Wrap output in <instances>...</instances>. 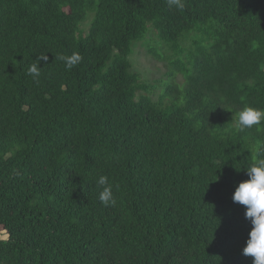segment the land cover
<instances>
[{"label": "trees", "instance_id": "16d2710c", "mask_svg": "<svg viewBox=\"0 0 264 264\" xmlns=\"http://www.w3.org/2000/svg\"><path fill=\"white\" fill-rule=\"evenodd\" d=\"M183 3L0 0V264H253L232 197L264 159L237 122L264 110V0ZM149 33L167 84L132 72Z\"/></svg>", "mask_w": 264, "mask_h": 264}, {"label": "clouds", "instance_id": "9594fccd", "mask_svg": "<svg viewBox=\"0 0 264 264\" xmlns=\"http://www.w3.org/2000/svg\"><path fill=\"white\" fill-rule=\"evenodd\" d=\"M170 8L182 10L184 8L183 0H167ZM62 61L65 67L71 70L82 61V56L78 52L71 55H60L56 57ZM41 61H47L48 56L39 57ZM28 74L37 79L40 75L37 64L29 67ZM264 121V110L245 107L238 113V126L241 131L258 126ZM264 155V147L258 149ZM249 179L240 182L236 187L233 201L246 206L245 216L253 225L249 233L246 247L243 249V255L253 258V264H264V159H259L247 168ZM97 187L101 189L99 200L105 207H114L117 203L113 194L112 185L107 176L101 175L97 180Z\"/></svg>", "mask_w": 264, "mask_h": 264}, {"label": "rangeland", "instance_id": "374dc122", "mask_svg": "<svg viewBox=\"0 0 264 264\" xmlns=\"http://www.w3.org/2000/svg\"><path fill=\"white\" fill-rule=\"evenodd\" d=\"M91 17L92 16L89 18L90 20ZM90 20L83 26L85 31L89 28ZM151 37L152 33H149L145 39L133 43V52L129 57L132 65V72L137 73L142 81L153 82L154 80L162 79L163 82L167 84L171 79L166 77L165 73L170 69V65L165 61L159 62L156 60L152 52L154 43L152 44V42L149 41ZM174 58L175 57H173V59Z\"/></svg>", "mask_w": 264, "mask_h": 264}]
</instances>
